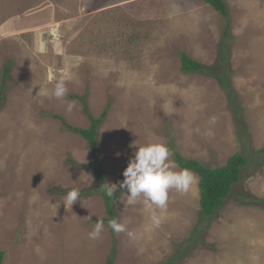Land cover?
<instances>
[{
    "label": "rangeland",
    "instance_id": "374dc122",
    "mask_svg": "<svg viewBox=\"0 0 264 264\" xmlns=\"http://www.w3.org/2000/svg\"><path fill=\"white\" fill-rule=\"evenodd\" d=\"M223 1L226 18L204 0H0L2 264H264V0ZM181 52L225 73L230 94L183 73ZM69 67L66 98L45 96ZM78 98L95 117L106 110L103 179L86 168V140L54 118L86 127ZM150 141L207 167L236 152L249 164L213 217L199 213L194 173L150 231L143 203L124 207L117 191L114 219L130 238L109 228L103 185L122 181L134 145ZM74 188L80 198L66 207ZM97 219L104 228L91 240Z\"/></svg>",
    "mask_w": 264,
    "mask_h": 264
},
{
    "label": "clouds",
    "instance_id": "9594fccd",
    "mask_svg": "<svg viewBox=\"0 0 264 264\" xmlns=\"http://www.w3.org/2000/svg\"><path fill=\"white\" fill-rule=\"evenodd\" d=\"M45 52L44 44L39 43L36 53L43 54ZM74 78L75 74L69 67L65 75L56 80L52 89L50 91L44 89L43 94L49 98L64 100L68 94L66 82ZM52 79L50 76L49 81L51 82ZM73 106L72 103H69L68 110L71 111ZM214 122L215 118H212V123ZM134 147L137 150L129 158L127 167L123 170L124 179L118 183H106L103 187L105 194L110 198L114 197L117 191H122L124 195L119 202L124 207L142 202L149 212L150 219V226L144 230L150 231L160 227L164 220L163 212L167 209L170 190H175L181 195L186 194L195 181V175L188 168H179L178 164L171 159L172 151L162 141H150L143 145L135 144ZM79 198L80 190L74 188L67 192L63 204L66 207H72ZM88 218L91 220V216ZM108 226L114 233H127L130 238H136V234L128 231L126 225L118 222L117 219H110ZM103 228V220L97 219L93 230L88 233L89 239H99Z\"/></svg>",
    "mask_w": 264,
    "mask_h": 264
},
{
    "label": "trees",
    "instance_id": "16d2710c",
    "mask_svg": "<svg viewBox=\"0 0 264 264\" xmlns=\"http://www.w3.org/2000/svg\"><path fill=\"white\" fill-rule=\"evenodd\" d=\"M204 2L210 5L216 12L223 17H227V7L223 0H204ZM224 35H228V28L225 29ZM180 70L186 74L198 73L201 75H207L214 78L220 86L226 88L230 94V89L226 81L225 73L219 74L217 69H208L204 65L200 64L196 60L190 58L186 53L181 52L179 54ZM3 78L8 74L9 68L5 67ZM83 105V110L88 116L89 124L84 128H76L70 124H67L60 116L55 115L54 118L61 120L63 125L82 138H84L88 144L91 165L86 166L92 168L100 179H103L102 170L98 159V142H97V130L103 119L106 117V110H104L99 117H95L90 114L87 104L83 98H78ZM239 113L238 111H236ZM170 146V145H169ZM173 153V160L178 164L180 168H188L198 176V203L199 213L203 217L211 218L221 208L226 198L231 194L233 186L238 183L241 175V168L248 165V159L240 152H236L230 155L225 164L213 167H207L194 159H186L174 148L170 149ZM263 151V150H262ZM70 191V190H68ZM67 191V192H68ZM102 197L105 201V208L108 219H114L113 201L116 198L108 197L105 192L102 193ZM4 258V252L0 250V264H2Z\"/></svg>",
    "mask_w": 264,
    "mask_h": 264
}]
</instances>
